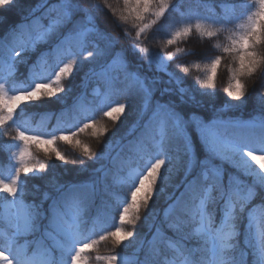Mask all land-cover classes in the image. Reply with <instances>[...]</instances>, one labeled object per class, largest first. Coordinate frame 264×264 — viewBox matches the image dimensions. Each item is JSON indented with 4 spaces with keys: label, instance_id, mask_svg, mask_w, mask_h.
<instances>
[{
    "label": "snow or ice",
    "instance_id": "1",
    "mask_svg": "<svg viewBox=\"0 0 264 264\" xmlns=\"http://www.w3.org/2000/svg\"><path fill=\"white\" fill-rule=\"evenodd\" d=\"M220 2L227 6L231 0ZM254 4L258 6L255 11L243 5L249 13L247 22L241 25L244 31L230 33L228 44L216 45L224 53L235 54L239 65L231 70L228 85V95L237 103L225 101L226 107L245 105L248 97L241 77L252 76L257 70L261 72L257 90L259 116L241 120L224 119L219 107L206 115L201 97L211 100L215 93H201L192 82L185 86L182 77L167 72L168 65L158 54L149 56L148 68L138 55L149 52L147 47H139L142 37L151 39L163 31L166 45L171 46L194 31L211 41L228 31L227 26L234 24L233 17L194 15V4L188 0H123L118 19L124 24H135L137 30L134 43L120 44L123 37L112 35L102 24L97 6L83 7L79 0L51 3L43 0L36 4L31 0H0V25L8 19L5 13L16 11L20 17L0 34V62L8 74L19 63L16 57L44 46L38 48L41 55L25 78L27 87L20 91L12 89L9 94L5 83L0 82V127L7 129L16 125V139L24 145L14 175L0 176V194L11 198L9 207L16 209L8 217L11 231L0 230V264H86L82 253L92 247L88 243L87 222L92 219L93 210L98 218L94 226L108 212L109 205L103 197L97 204L99 178L88 183L53 181L57 195L53 197L45 192L39 202L26 203L21 195L25 190L21 173L33 177L38 171L30 162V145H45V152L54 154L57 161L66 162V157L53 147L57 141L74 142L82 148L81 155L89 160L103 158V153L92 152L77 139L79 133L89 129L93 136L105 135L106 129L96 123L95 108L73 104L59 111L35 113L42 120H56L50 132L25 134L23 124L18 123L21 114L27 112L20 107L21 100L37 101L46 97L63 104L70 91L63 81L71 82L74 65L78 70L81 56L91 62L89 73L101 78L110 90L118 91L125 101L113 102L106 94L100 101L99 111L116 120L117 114L139 103L142 113L150 110L144 135L159 137L160 150L154 155L148 154L146 162L127 177L128 194L116 206L119 222L135 225L141 219L142 210L145 218L152 215L162 186L171 183L173 174L180 177L173 187L182 191L178 196L169 197L171 222L167 228L170 234L157 228L148 242L144 259L137 264H248L246 254L251 256V264H264V55L256 52L257 46L264 45V0H254ZM112 11L117 15L115 8ZM112 23L120 30L115 20ZM191 55L205 59L195 52ZM48 57H55L57 65L63 66L56 70V65L48 64ZM220 64L221 56L216 55L201 69L207 72L206 78L200 81L202 89H213ZM191 66L201 68L200 64ZM181 71L187 73L189 68L183 67ZM157 73H165L167 79ZM120 84L123 87L116 88ZM72 122L78 124L74 131ZM252 162H257L259 168ZM195 222L201 225L196 231L203 246L189 230ZM121 232L117 227L107 234L116 245L137 235L133 231H124L122 235ZM25 236L31 239L19 243V238ZM107 264L128 262L114 254L107 257Z\"/></svg>",
    "mask_w": 264,
    "mask_h": 264
},
{
    "label": "trees",
    "instance_id": "2",
    "mask_svg": "<svg viewBox=\"0 0 264 264\" xmlns=\"http://www.w3.org/2000/svg\"><path fill=\"white\" fill-rule=\"evenodd\" d=\"M41 2L43 0H31L33 4ZM49 2H54V0H49ZM79 2L83 7L97 6L100 9V12L97 14L98 19L107 27L112 35H120L123 37L120 44L135 42L136 25L131 22L124 24L118 19V13L123 10V0H106V2L105 0H79ZM188 3L194 4L192 9L194 15H227L234 18V24L228 25V31L221 32L217 38L211 41L207 37L201 38L194 31L188 38L178 41L177 44L171 46L166 45L165 40L167 37H164L165 34L163 31L158 32L151 39L142 37L143 43L139 47H147L149 49L148 53H138L144 62V67L148 68L147 60L151 54H158L164 59L165 64L168 65L167 72H174L182 77L186 82L185 86H187V82H192L201 93H215L211 100H208L207 97H201L204 103L203 111L206 115H210L219 107L221 109L220 114L224 119L231 117L249 120L253 116L258 117L260 103L257 99V90L261 83L260 70L253 73L252 76L241 77V82L245 84L248 97L246 104L240 108L226 107L224 104L225 101L231 104L237 103L228 95V85L232 77L231 70H234L239 65L235 54L224 53L222 47H216V45L223 46L228 44L229 41L227 38L230 33L240 34L244 31L241 25L247 22V15L249 14L247 9L243 8L244 4H247L252 11H255L258 6H255L254 0H231L227 6L223 5L220 0H188ZM109 5L112 7L110 8ZM195 5H198V8ZM112 8L117 10V15H113ZM5 15L8 19L3 25H0V34L6 31L10 24L15 23L20 18L16 11L5 13ZM113 20L120 25V30L113 27ZM192 22L195 23L196 21L193 20ZM148 32L151 34L152 30L149 29ZM43 47V45L38 46L40 49ZM38 48H33L22 53L21 57L15 58L19 63L13 68L12 71L14 73L6 78V91L11 93L12 89L20 91L18 89L19 86L22 89L27 87L25 78L29 75L31 65L41 55ZM177 48H181L183 51L177 52ZM193 52L199 58L205 59H196L191 55ZM256 52L258 55H264V45L257 46ZM216 55L221 56V64L217 67L213 82L214 87L209 90L202 89L200 81L206 78L207 72L201 69L205 65L210 64V60ZM168 57H171V59H168ZM67 60L68 58L65 57L63 62L66 63ZM79 61L80 66L78 70L76 65H74L71 82L69 83L68 79L63 81L64 86L70 89L63 104L58 103L56 100H48L46 97H40L37 101L21 100L20 107H23L27 112L21 114V120L18 123L23 124L25 134H29L32 131L39 133L45 131L50 132L56 120L54 118L42 120L40 115L35 113L49 110L59 111L61 108L71 107L73 104H80L85 108H95L97 109L96 123L106 129L105 135L103 137L93 136L89 129L84 133H79L77 139L81 141L82 145L86 144L92 152L103 153V158L89 160L81 155L82 148H78L74 142L57 141L53 147H56L66 157V162L57 161L54 154H47L45 152V145H30V162L38 171L33 177H25L21 173L22 183L25 186V190L21 195L26 203H31L32 201L39 202L45 192H48L53 197L57 195L53 181L60 184L88 183L92 179L99 178V183L97 184V190L99 191L97 204L100 203V197H103L108 203L109 208L106 216L99 218L95 226L93 222L97 221L98 218L93 210L92 219L87 222L88 243L92 247L82 253V258L86 261V264H107V257L116 254L121 259L127 261L128 264H137L138 261L144 259L145 252L148 249V242L156 234L157 228L170 234L167 225L171 222V212L166 213V211L168 204L171 203L169 197L181 189L173 187V185L178 183L180 177L173 174L171 183L162 186L161 194L156 198V203L153 205L154 213L152 215L145 218L142 210L141 219L135 225L121 224L119 222L116 206L124 199L125 194H128L127 177L133 171L134 167L140 168L146 162L148 154L154 155L160 150L158 144L159 137L155 136L153 138V136L142 134L138 142L136 144L133 143V147H131L132 144L123 146L122 150L118 152V157L115 158L118 146L121 141H124L130 128L141 124V105L139 103L133 104L130 106V109L117 114L118 118L116 120L104 116L103 112L99 111V106L101 99L106 94L111 97L113 102H125L124 98L115 89L110 90L101 78L89 73V68L91 67L90 61H85L83 56L79 57ZM194 63L200 64L201 68H193L191 65ZM48 64L56 65V70L63 66L62 63L57 65L55 57H48ZM4 67L6 66L0 62V69ZM44 67L46 68L47 65ZM183 67H188L189 71L187 73L181 71ZM152 68L154 69L155 66L153 65ZM157 75H161L167 79L165 73H157ZM95 86L97 87V94L93 95L92 90H94ZM122 87V84L116 86V88ZM59 95L63 96L64 93H59ZM77 127L78 124L72 122L71 130L74 131ZM17 130L16 125H12L7 129L0 127V176L4 178L13 176L15 167L19 166L18 156H14L13 152L14 149L20 152L24 145L16 139ZM252 164L257 169L259 168L257 162H252ZM42 169L44 171H41ZM138 195H142V193ZM0 196L1 199L8 200L5 194H0ZM128 198L130 199V195ZM117 227L121 228V235L124 231H133L137 235L129 238L127 241L122 240L120 245H116L114 239L107 233L108 231H114ZM198 227H201V225L195 222L190 226L189 230L194 234L196 242L203 246V240H200L199 235L195 232ZM0 230L5 232L11 231L9 225L1 219ZM101 236L104 238L101 239ZM22 239L23 237L19 238V240ZM28 239H31V237H26V240ZM142 243L143 247L141 246ZM208 247L210 248L211 245L208 244ZM168 258L171 259L172 256L169 255ZM245 259L248 261V264H251L252 258L250 255L246 254Z\"/></svg>",
    "mask_w": 264,
    "mask_h": 264
},
{
    "label": "rangeland",
    "instance_id": "3",
    "mask_svg": "<svg viewBox=\"0 0 264 264\" xmlns=\"http://www.w3.org/2000/svg\"><path fill=\"white\" fill-rule=\"evenodd\" d=\"M13 73L14 72L12 71L11 75ZM7 76H10L8 74V72H7V68L6 67H4L3 69L1 68L0 69V82L6 83ZM11 87H12V85H11ZM18 89L21 90L22 89L21 86H19ZM9 94H11V93H9ZM92 94L93 95L97 94V87L96 86H95L94 90H92ZM149 116H150V110H144L143 113H142V117H141V122H140L141 124L132 126L130 128V131L127 134V136L125 137L124 141L120 142V145L118 146L115 158L118 157V155H119L118 152H120L122 150L123 146L132 144L131 147H133V143L136 144L138 142V140L141 137V135L144 134L143 128H144V125L147 122ZM13 153H14L13 154L14 156H18L19 155V150L14 149ZM138 169H139L138 167H136V168L134 167L133 168V170H138ZM181 191H182V189L177 190V192L174 195L178 196ZM10 201H11V198H8V200L7 199H1V196H0V219L2 221H4L7 225H9L8 224L9 215L16 211V209L9 207ZM167 212H171V210L169 208H167L166 213ZM199 228L200 227L196 228V230L199 229ZM196 230H195V232L197 234ZM26 237H28V236H25V237H23L22 240H19V243L23 244L25 242V240H26Z\"/></svg>",
    "mask_w": 264,
    "mask_h": 264
}]
</instances>
